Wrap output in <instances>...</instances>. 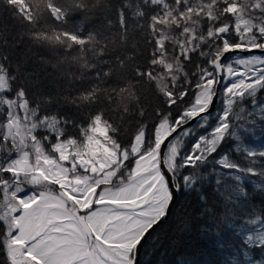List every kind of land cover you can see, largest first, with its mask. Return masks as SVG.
<instances>
[{
	"label": "rangeland",
	"instance_id": "rangeland-1",
	"mask_svg": "<svg viewBox=\"0 0 264 264\" xmlns=\"http://www.w3.org/2000/svg\"><path fill=\"white\" fill-rule=\"evenodd\" d=\"M153 3L160 4L163 13L152 21L159 49L152 79L165 97H170L171 89L183 74L179 57L200 52L213 68L214 61L224 52L258 49L249 48L257 38L263 39L264 47V0H177L175 7L165 6L160 0ZM15 12L17 22L23 23L42 48L62 56L67 65L84 63L77 41L64 33L61 16L49 0H36L31 7L18 5ZM224 14L232 20L238 40L235 46H230L226 38L229 26L218 24ZM214 41L220 42L219 51L214 49ZM237 56L241 58L230 55L222 63L223 78L213 111L219 112L216 125L203 135L194 131L191 147L186 141L192 131H182L165 151L166 167L179 174L185 164L194 165L205 159L227 135L232 139L231 153L234 152L235 159L225 155L204 178L220 184L224 193L226 206L220 248L226 264H231L230 258L237 256L244 239L231 226L243 219L258 222L261 211L249 199L264 200V166L255 164L252 169L243 170L238 164L245 159L244 149H249L250 158L258 160L264 155V129L258 141L250 127L251 117L257 121L264 117V102L257 108L252 104V109L245 105L253 99L264 79V54ZM212 72L216 74L214 68ZM216 84L217 77L213 78L209 72L200 76L198 94L191 108L185 111V120L208 109ZM7 94L8 83L0 65V113L6 114L1 131L3 139L10 144L7 159L3 167L0 165V171L8 173L1 183L0 221L5 226L3 244L9 263L130 264L136 244L163 215L170 200L159 168V149L164 139L185 120L176 123L162 120L152 148L143 145L140 133L130 149H119L110 128L101 119H95L80 139L63 142L59 140L56 121L36 118L21 95L12 99ZM206 119L198 125L199 130H206ZM238 147L240 155L234 151ZM254 169L259 170V175L250 176ZM243 173L249 175L245 182L250 195L242 194L238 202L229 206L232 184H223V179L238 183L243 181ZM191 183V188L200 190L205 184L199 173ZM58 192L66 194L71 202L62 199ZM74 210L86 220L93 241L87 239L73 215ZM244 242L264 243V232H253Z\"/></svg>",
	"mask_w": 264,
	"mask_h": 264
},
{
	"label": "trees",
	"instance_id": "trees-1",
	"mask_svg": "<svg viewBox=\"0 0 264 264\" xmlns=\"http://www.w3.org/2000/svg\"><path fill=\"white\" fill-rule=\"evenodd\" d=\"M35 1L0 0V65L8 83L7 96L14 99L21 95L36 118L56 121L60 141L80 139L95 119H101L110 128L119 149H130L140 133L143 145L152 148L162 120L176 123L186 119L185 111L191 108L198 94L200 76L209 72L213 78L217 77L201 53L192 52L187 57H179L183 74L171 89L170 97L160 93L152 79L159 56L152 21L163 10L154 0H49L61 16L62 30L77 41L79 54L84 56V63L74 65L65 64L62 56L53 50L42 48L23 23L17 22L16 7H31ZM160 1L165 6H177V0ZM226 16L219 18L218 24L229 26L226 38L230 46H235L237 36L232 30L231 18ZM262 44L263 39L257 38L249 48L264 49ZM213 46L217 51L221 49L219 41H214ZM237 55L232 57L241 58ZM263 102L264 79L253 99L245 105L252 109V104L257 108ZM218 113L216 110L203 119L207 120L206 130L198 129L203 120L188 129L192 131L186 141L188 147L194 143V131L203 135L216 125ZM5 118V112L0 113L2 167L10 151V144L3 139L1 131ZM250 121L254 137L259 141L264 119L260 117L257 121L251 117ZM230 145L232 139L227 135L205 159L194 165L185 164L179 174L170 171L177 198L167 220L143 245L138 264H226L220 248L226 206L224 193L220 184L204 178L225 155L235 159ZM238 164L243 170L255 167V164H245L244 159ZM198 173L205 183L201 190L191 188V180ZM7 178L8 173L0 171V203L1 183ZM246 178L249 175L243 173V181L238 183L223 179V184H232L229 206L238 202L242 194L249 192L250 195ZM249 201L264 215V200L251 197ZM4 237L5 226L0 221V264H10Z\"/></svg>",
	"mask_w": 264,
	"mask_h": 264
},
{
	"label": "water",
	"instance_id": "water-1",
	"mask_svg": "<svg viewBox=\"0 0 264 264\" xmlns=\"http://www.w3.org/2000/svg\"><path fill=\"white\" fill-rule=\"evenodd\" d=\"M236 54H242V55H254V54H259V55H263L264 54V49H251V50H245V51H241V50H230L227 52H224L223 55L219 58H217L214 61L213 64V68L214 71L216 73L217 76V84H216V88H215V94L210 102V105L208 107V109L197 113L196 115L190 117L188 120H186L184 123L180 124L179 126H177L162 142L160 149H159V168L160 171L162 173V175L164 176L169 192H170V200L167 204V207L165 209V212L163 213V215L159 218V220L154 223L152 226H150L147 231L143 234V236L140 238V240L138 241V243L136 244L135 248H134V256H133V260L130 262V264H138V260L140 257V253L141 250L143 248V245L146 243V241L148 240V238L150 237V235L152 234V232L157 229L158 227H160L161 225H163V223L167 220V218L169 217L171 208L173 207V204L177 198V190L174 186V182H173V176L171 174V172L169 171V169L166 167L165 164V151L166 148L168 146V144L182 131L187 130L191 127H193L194 125H196L197 123H199L204 117L210 115L213 113L216 104H217V98H218V92H219V86L221 84L222 78H223V69H222V63L223 61H225L226 58H228L230 55H236ZM58 195L64 199L65 201H67L68 203L71 202V199L64 193L62 192H58ZM73 215L75 217V219L78 221V224L80 225V227L82 228L83 232L85 233L87 239L91 242L92 239V235H91V230L86 222V220L81 217L80 213L78 210H74L73 211Z\"/></svg>",
	"mask_w": 264,
	"mask_h": 264
},
{
	"label": "snow or ice",
	"instance_id": "snow-or-ice-1",
	"mask_svg": "<svg viewBox=\"0 0 264 264\" xmlns=\"http://www.w3.org/2000/svg\"><path fill=\"white\" fill-rule=\"evenodd\" d=\"M264 119V117H261ZM246 132L247 130H243ZM235 139H239V136H235ZM231 147V145H230ZM238 155L241 154L240 148L234 150ZM249 149H244L242 155L245 157V164H260L264 166V155H261L259 159L249 158L247 153ZM250 176L259 175V170L254 169L253 172L249 173ZM264 215L261 216L258 222H252L249 219H243L238 222V224L233 225L234 233L237 236H244V239L247 238V235H251L253 232H264ZM244 239H241L240 246L237 249V256L231 257V264H264V243H245ZM2 246V245H0Z\"/></svg>",
	"mask_w": 264,
	"mask_h": 264
}]
</instances>
